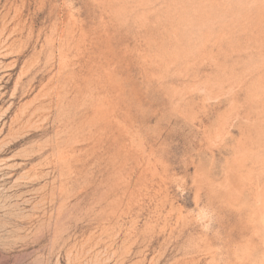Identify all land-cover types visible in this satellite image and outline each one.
Returning <instances> with one entry per match:
<instances>
[{
    "label": "rangeland",
    "instance_id": "obj_1",
    "mask_svg": "<svg viewBox=\"0 0 264 264\" xmlns=\"http://www.w3.org/2000/svg\"><path fill=\"white\" fill-rule=\"evenodd\" d=\"M0 264H264V0H0Z\"/></svg>",
    "mask_w": 264,
    "mask_h": 264
}]
</instances>
